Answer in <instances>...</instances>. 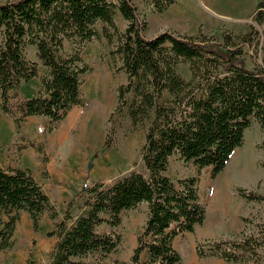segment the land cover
Listing matches in <instances>:
<instances>
[{"label":"trees","instance_id":"16d2710c","mask_svg":"<svg viewBox=\"0 0 264 264\" xmlns=\"http://www.w3.org/2000/svg\"><path fill=\"white\" fill-rule=\"evenodd\" d=\"M147 1L158 13L177 2ZM118 15L127 22L123 32L116 23ZM146 27L133 0L0 2V117L9 116L18 133L33 116L49 119L46 135L56 130L74 107L84 104L83 76L91 67L83 60L82 49L103 36L111 41L114 31L118 44L111 55L120 60L126 82L117 88L109 122L114 112L127 114L133 130L145 132L141 150L145 171H131L106 188L95 183L85 201L87 212L77 220L72 199L63 220L55 222L47 234L57 242L46 264H105L121 244L115 229L122 224L123 213L141 204L148 207L147 219L131 263L183 264L174 241L202 225L207 211L200 199L198 176L173 181L167 175L172 157L179 155L199 170L211 168L215 178L243 146L251 120L264 129V64L247 66L244 50L256 47L264 37V0H258L257 13L244 34L164 31L146 38ZM66 41L75 45L67 56L63 55ZM29 46L36 47L38 61L27 58ZM182 64L188 66L190 79L180 73ZM40 65L47 69L45 76L39 74ZM36 77L41 82L39 92L23 98L21 89ZM114 132V128L108 130L103 149L115 145ZM27 147L36 145L31 142L18 149ZM239 193L261 204L262 216L243 218L241 241L199 243L200 258L264 264V193L246 189ZM22 211L29 214L35 232L40 230L43 214L53 221L59 217L31 169L0 165V251L13 247ZM70 221L74 223L69 225ZM103 225L108 230L102 232ZM28 264L36 263L30 259Z\"/></svg>","mask_w":264,"mask_h":264},{"label":"rangeland","instance_id":"374dc122","mask_svg":"<svg viewBox=\"0 0 264 264\" xmlns=\"http://www.w3.org/2000/svg\"><path fill=\"white\" fill-rule=\"evenodd\" d=\"M2 1L4 0H0V2ZM203 2L209 3V7L200 8V4ZM133 3L138 9L140 18H144L147 23L143 35L146 38H153L164 31H172L180 35H196L200 30L206 34L216 36H221L225 31L232 32L235 35L244 34L248 31L249 25L253 22L257 13L258 0H177L171 7L182 8L183 10L187 6L200 8V11L196 12L194 10L187 18L194 22V28L190 27L191 21L182 24L184 26L182 29L177 28L175 26L177 24L173 23V20L178 18H172V15H170L171 7L163 13H158L152 9L147 0H133ZM181 20H183L182 17ZM116 23L119 32H123L127 22L121 15L117 16ZM98 29L102 31L103 26L99 24ZM111 33L113 36L111 41L103 36L87 43L81 51L83 60L91 67V71L83 76L84 104L78 106L79 124L69 133L70 141L74 144L68 147V153L73 164L76 161V152L81 151L83 155L85 160L83 163L84 177H81L80 181L96 179L92 183L85 182L88 188H83L78 198L74 199L73 215L83 214V208L86 206L85 201L90 197L89 190L95 183L101 182L106 188L112 186L118 179L131 171H145L141 160L144 130L141 128L133 130L127 114L114 112L113 120L109 122V117L116 106L117 88L120 84L126 82L125 73L119 70L120 60L118 57L111 55V51L118 44V33H114V31ZM1 42L2 36L0 35V45ZM34 48L32 46L27 47L26 54L30 60L35 57ZM74 49L75 45L70 41H66L63 55L71 54ZM244 50L247 66L252 68L256 63L264 64V37L261 38L256 47L247 46ZM179 71L184 77L190 79L187 65H180ZM39 74L40 76L47 74L42 65L39 67ZM40 128L43 129V133H40L39 128L36 130V133L39 134L38 140H30L27 136L21 137L19 143L15 145L17 147L16 157L21 156V150L18 147L29 145L31 142L35 145L38 143L39 146H36V148L40 147V152H43L42 148L46 147L48 135L45 133L46 126ZM112 128L115 130L113 135L115 145L111 149L105 150L103 145L107 132ZM94 148H96L95 151H93ZM44 154H46L45 151ZM44 158L46 159L45 156ZM263 162L264 129L256 119L251 120L250 127L245 131L243 146L234 151L227 167L215 178L212 177L211 168L199 170L192 162L181 159L179 155L172 157L167 175L173 181L198 176L200 199L207 211L206 220L202 225L197 226L194 232L180 235L174 241V248L182 256L183 264H221L220 260L222 263L227 264L220 257L200 258L196 247L199 243L209 239L241 241L245 227L243 218L248 217L250 214L259 218L262 216L261 204L247 201L240 195L239 189L264 193ZM25 164L35 168L32 162ZM249 165L255 168V176L244 182L235 181L234 179L241 174L245 166ZM2 166L9 167L12 164L3 163ZM147 213L148 207L146 204H141L138 209L123 213L122 224L115 229L122 237L121 244L118 250L105 260V264H115L116 261L132 264L130 259L136 248L137 238L145 225ZM63 218L64 215L58 217L56 221L51 220L53 227L49 229L53 230L55 222H60ZM23 221L22 219V227L20 226L14 234L13 247L0 251V264H28L30 259L34 260L36 264H46L48 262L50 253L55 247L52 243V237L47 235L52 230L47 229L42 234H34L30 237V234L25 230ZM72 222L70 221L69 225ZM30 223L32 224V222ZM100 230L104 232L108 230V227L103 225ZM230 264L253 263H243L242 260Z\"/></svg>","mask_w":264,"mask_h":264},{"label":"crops","instance_id":"0c3cea01","mask_svg":"<svg viewBox=\"0 0 264 264\" xmlns=\"http://www.w3.org/2000/svg\"><path fill=\"white\" fill-rule=\"evenodd\" d=\"M201 7L208 8L209 3L203 2L200 4V8ZM176 8L171 7L169 13L172 15V18H178L173 20V23L177 24L175 26L180 29L184 28L182 24L192 21L187 18L194 12V10L196 12L200 11V8L195 6H187L184 10L182 8ZM181 17L183 20H181ZM193 24L194 22L192 21L190 25L191 28H194ZM35 48V57L33 60H38L37 49ZM45 70L47 71L46 68ZM40 85V79L38 77L33 78L23 86L20 95L23 98L33 97L37 91H39ZM48 122L49 119L46 117H29L27 121L23 123L20 133H18L13 120L9 116L2 114L0 117V165L2 166L3 163H11L14 168L31 169L37 181L43 186L51 201L56 205L59 217H62L67 210L68 203L72 199L78 198L83 191L85 182L92 183L96 178L80 181V178L84 177L83 163L85 160L83 159V155L81 151L76 152V161L73 164L68 153V147L74 144V142L71 143L70 141L69 133L73 128L77 127L80 122L78 106L74 107L67 118L59 124L58 128L47 136L46 147L42 148L43 152H39L34 147H27L21 150L20 157H16L17 147H15V145L19 143L21 137L27 136L30 140H38L39 134L36 133V130L40 127L47 126ZM36 146H39V144L37 143ZM95 149L96 148H94L93 151H95ZM44 151L46 154H44ZM44 156L46 159H43ZM28 162H32L35 168H31L32 166L25 164ZM86 212L87 208L84 207L83 214ZM74 216L75 220L79 218V214H74ZM29 218V214L22 211L21 220L19 221L15 232L18 231L20 226L22 227V219L24 220L25 230L30 234V237L34 236V234H42L47 231V229L52 230L49 228L53 227V222L47 213L43 214L41 218V228L39 232L33 230V227L31 226L32 224L30 223L31 219L29 221ZM73 223L74 221L72 224ZM56 242L57 239L52 237V243L56 245ZM219 262L224 264L221 260Z\"/></svg>","mask_w":264,"mask_h":264},{"label":"bare ground","instance_id":"6f19581e","mask_svg":"<svg viewBox=\"0 0 264 264\" xmlns=\"http://www.w3.org/2000/svg\"><path fill=\"white\" fill-rule=\"evenodd\" d=\"M91 121V120H90ZM256 170L253 168L252 165L245 166V168L242 170L241 174L237 176L234 180L237 182H244L251 178L252 176H255Z\"/></svg>","mask_w":264,"mask_h":264},{"label":"built area","instance_id":"2783aa9c","mask_svg":"<svg viewBox=\"0 0 264 264\" xmlns=\"http://www.w3.org/2000/svg\"><path fill=\"white\" fill-rule=\"evenodd\" d=\"M39 131H40V133H43V129L42 128H39ZM87 187H88V185L84 184V188H87Z\"/></svg>","mask_w":264,"mask_h":264}]
</instances>
